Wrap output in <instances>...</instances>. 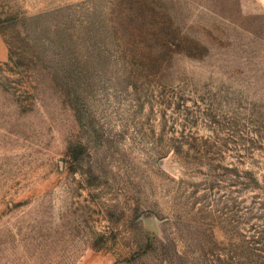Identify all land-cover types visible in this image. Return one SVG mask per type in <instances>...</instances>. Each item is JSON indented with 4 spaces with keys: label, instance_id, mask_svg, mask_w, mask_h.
Returning <instances> with one entry per match:
<instances>
[{
    "label": "rangeland",
    "instance_id": "obj_1",
    "mask_svg": "<svg viewBox=\"0 0 264 264\" xmlns=\"http://www.w3.org/2000/svg\"><path fill=\"white\" fill-rule=\"evenodd\" d=\"M239 0H0V264H264V15Z\"/></svg>",
    "mask_w": 264,
    "mask_h": 264
},
{
    "label": "crops",
    "instance_id": "obj_2",
    "mask_svg": "<svg viewBox=\"0 0 264 264\" xmlns=\"http://www.w3.org/2000/svg\"><path fill=\"white\" fill-rule=\"evenodd\" d=\"M238 4L247 5L252 4L257 8V14L264 15V0H239ZM8 60V48L0 36V63Z\"/></svg>",
    "mask_w": 264,
    "mask_h": 264
}]
</instances>
